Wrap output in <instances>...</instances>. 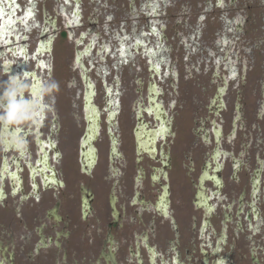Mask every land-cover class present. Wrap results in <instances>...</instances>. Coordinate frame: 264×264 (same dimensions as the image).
I'll return each instance as SVG.
<instances>
[{"label":"flooded vegetation","instance_id":"1","mask_svg":"<svg viewBox=\"0 0 264 264\" xmlns=\"http://www.w3.org/2000/svg\"><path fill=\"white\" fill-rule=\"evenodd\" d=\"M0 264H264V0H0Z\"/></svg>","mask_w":264,"mask_h":264}]
</instances>
